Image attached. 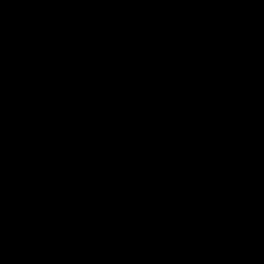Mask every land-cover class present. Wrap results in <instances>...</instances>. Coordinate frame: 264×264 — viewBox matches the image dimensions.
I'll return each mask as SVG.
<instances>
[{"label": "water", "instance_id": "obj_1", "mask_svg": "<svg viewBox=\"0 0 264 264\" xmlns=\"http://www.w3.org/2000/svg\"><path fill=\"white\" fill-rule=\"evenodd\" d=\"M0 264H264V0H0Z\"/></svg>", "mask_w": 264, "mask_h": 264}]
</instances>
